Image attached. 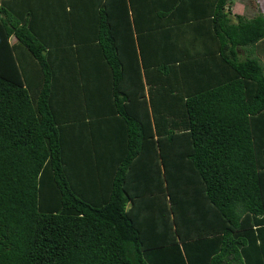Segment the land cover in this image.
Listing matches in <instances>:
<instances>
[{
  "label": "trees",
  "instance_id": "1",
  "mask_svg": "<svg viewBox=\"0 0 264 264\" xmlns=\"http://www.w3.org/2000/svg\"><path fill=\"white\" fill-rule=\"evenodd\" d=\"M232 5L0 0V264H264V15Z\"/></svg>",
  "mask_w": 264,
  "mask_h": 264
},
{
  "label": "rangeland",
  "instance_id": "2",
  "mask_svg": "<svg viewBox=\"0 0 264 264\" xmlns=\"http://www.w3.org/2000/svg\"><path fill=\"white\" fill-rule=\"evenodd\" d=\"M232 11L247 19H252L258 13L264 15V0H232Z\"/></svg>",
  "mask_w": 264,
  "mask_h": 264
},
{
  "label": "crops",
  "instance_id": "3",
  "mask_svg": "<svg viewBox=\"0 0 264 264\" xmlns=\"http://www.w3.org/2000/svg\"><path fill=\"white\" fill-rule=\"evenodd\" d=\"M254 56L257 57L260 63L264 67V41L261 44H258L254 49Z\"/></svg>",
  "mask_w": 264,
  "mask_h": 264
}]
</instances>
